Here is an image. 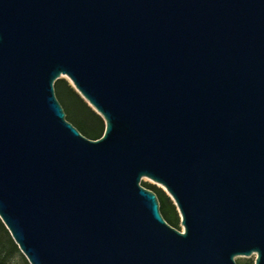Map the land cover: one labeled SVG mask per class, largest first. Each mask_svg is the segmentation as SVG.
<instances>
[{
    "label": "water",
    "instance_id": "obj_1",
    "mask_svg": "<svg viewBox=\"0 0 264 264\" xmlns=\"http://www.w3.org/2000/svg\"><path fill=\"white\" fill-rule=\"evenodd\" d=\"M0 220L29 264H264V0H0Z\"/></svg>",
    "mask_w": 264,
    "mask_h": 264
},
{
    "label": "trees",
    "instance_id": "obj_2",
    "mask_svg": "<svg viewBox=\"0 0 264 264\" xmlns=\"http://www.w3.org/2000/svg\"><path fill=\"white\" fill-rule=\"evenodd\" d=\"M53 87L55 96L65 112V118L88 138H99L104 131L102 117L82 98L66 78L60 77L55 80ZM140 183L156 194L163 218L171 226L180 229L179 213L165 190L148 181L142 180ZM16 255L20 257L22 264H29L0 220V264H10ZM238 264H253V261L247 260L238 262Z\"/></svg>",
    "mask_w": 264,
    "mask_h": 264
},
{
    "label": "rangeland",
    "instance_id": "obj_3",
    "mask_svg": "<svg viewBox=\"0 0 264 264\" xmlns=\"http://www.w3.org/2000/svg\"><path fill=\"white\" fill-rule=\"evenodd\" d=\"M63 78H66L67 80H68V78L66 77V76H62ZM69 81V80H68ZM70 82V81H69ZM148 181V182H151V183H153L152 181H150L149 179H147V178H142L141 179V181ZM154 184V183H153ZM155 185H157V186H159V187H161L160 185H158V184H155ZM162 188V187H161ZM163 189V188H162ZM180 225V224H179ZM180 230H182V226L180 225ZM247 260H251V261H253L254 262V255H251V256H242V255H239V256H236L235 257V261L237 262V264H238V262H243V261H247ZM10 264H22V260L20 259V257L18 256V255H16L13 259H12V261H11V263Z\"/></svg>",
    "mask_w": 264,
    "mask_h": 264
}]
</instances>
